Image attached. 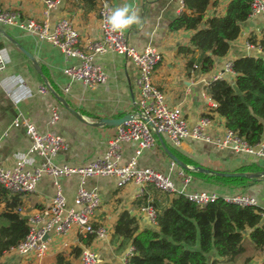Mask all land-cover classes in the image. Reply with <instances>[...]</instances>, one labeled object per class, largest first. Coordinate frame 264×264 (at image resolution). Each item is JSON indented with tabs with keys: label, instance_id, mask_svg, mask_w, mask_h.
Returning <instances> with one entry per match:
<instances>
[{
	"label": "crops",
	"instance_id": "0c3cea01",
	"mask_svg": "<svg viewBox=\"0 0 264 264\" xmlns=\"http://www.w3.org/2000/svg\"><path fill=\"white\" fill-rule=\"evenodd\" d=\"M108 1L111 9L129 3L140 16L139 24L122 33L138 53H142L146 47H152L161 55L152 81L164 95L165 103L171 107H179L183 111L189 128L197 125L201 119H207L209 124L204 129V134L211 140L223 138L227 131L225 122L215 112V103L208 100L210 96L207 85L211 77L222 72L228 62L243 56L264 59V53L258 47H248L251 36H255L257 40L262 38L264 16L252 17L242 23L239 37L231 42L227 54L216 58L212 69L202 73L199 69L202 54L196 50L190 53L180 51L189 47V40L194 31L169 30L170 23L180 13L185 12L182 0ZM230 1L209 0L204 20L214 15H224ZM0 7L17 13L23 19H42L43 5L38 0H0ZM61 18L69 20L78 32L81 49L85 50L91 43L100 39L96 0H61L57 10L50 13V23L53 24ZM203 26L202 23L200 28ZM18 46L35 58L40 72ZM0 52L6 60L5 70L0 71V165L5 169L13 168L29 148L30 140L23 129L12 124L17 116L33 123L41 132H54L62 137L66 148L52 158L51 161L55 165L82 166L101 158L106 151L108 138L115 132V127L93 125L103 118L119 119L130 114L131 101L137 93L136 71L131 61L114 52L97 55L94 63L107 75V83L95 89L71 83L69 90L65 91L68 79L62 70L67 64L63 54L49 43L15 27L0 24ZM233 77L234 75H229L230 81ZM41 86L48 88L47 94L41 95L38 92ZM57 97L65 100L81 119L68 112ZM53 107H57L59 118L51 124L49 118ZM161 138L172 154H174L172 151H175L210 171L247 175L259 172L258 178H246L243 186L239 187L201 180L191 175L193 181L187 189L214 192L218 196L243 194L254 198L257 207L264 210V157L237 152L229 147L219 148L213 143L191 138L184 140L179 147H174L164 136ZM261 145L255 147L254 151H258ZM135 147L136 144L133 142L123 144L119 164L128 162ZM41 162V158L34 157L28 169L38 166ZM170 162L171 159L163 151L158 139L153 149L143 151L138 158L140 168H152L164 174L168 173ZM179 169L180 167L176 165L174 171ZM56 181L60 185L67 206H72L79 185L78 177H62L55 180L51 176L43 175L34 193L20 196L25 216L50 204L55 193ZM176 184L179 187L178 182ZM83 186L87 190H94L100 197L101 204L91 219V226L105 228L107 231L105 236L95 237L90 245L85 246L79 240L80 235L76 230L64 236L51 235L48 252L42 260L20 256L14 250H10L0 257V264H57L59 255L62 256L63 263L80 264L78 256L73 254L77 248L80 252L83 248L93 250L97 259L96 264H126L131 247L114 236V226L120 214L127 211L135 218L140 229L150 227L146 217L140 213V208L150 204L159 211L168 207L173 197V194L162 193L152 187H147L145 194L138 197L136 186L117 188L113 178H87ZM8 225L9 222L0 217V227ZM256 254L255 258L245 264H263L264 255L257 252ZM213 259L214 257L211 261Z\"/></svg>",
	"mask_w": 264,
	"mask_h": 264
},
{
	"label": "built area",
	"instance_id": "2783aa9c",
	"mask_svg": "<svg viewBox=\"0 0 264 264\" xmlns=\"http://www.w3.org/2000/svg\"><path fill=\"white\" fill-rule=\"evenodd\" d=\"M38 1L43 5L41 20L23 19L17 13L0 7V24L35 35L63 54L67 65L62 73L68 79L65 91L69 90L71 83H79L89 89L105 85L107 75L100 66L94 63V59L97 55L114 52L128 58L134 65L137 93L131 101L129 114L131 119L115 127V132L108 138L106 151L101 158L82 166L55 165L51 161L52 158L66 148L62 137L54 132H41L33 123L20 116L13 120V126L23 129L30 140V145L13 168L5 169L0 165V186L3 189L13 195L32 194L43 175L51 176L55 180L76 176L79 179V185L70 207L67 206L60 185L56 181L54 182L55 193L48 206L27 216L23 214L21 206L16 208L15 211L26 219L28 233L24 240L11 250L20 256L32 257L40 261L48 252V241L51 235L64 236L76 230L80 236L92 235L94 238L105 236L107 233L105 228L91 226V219L101 204L99 195L94 190H87L83 186L85 179L92 177L113 178L117 188L134 185L137 187L138 197L145 194L147 187L166 194H180L198 208H203L219 198L226 203L241 207L257 206L254 198L243 194L218 196L214 192L203 190L189 191L187 188L193 181L191 174L181 168L174 171L176 164L172 161L166 174L152 168H140L138 158L143 151L156 146V134L164 136L174 147H179L184 140L191 138L213 143L219 148L229 147L237 152L242 151L262 157H264V150L261 145L255 152V147L248 146L229 130L223 138L211 140L204 134V129L209 124L207 119H201L197 125L189 128L183 111L179 107L168 106L164 95L152 81L153 73L161 60L159 52L152 47H146L142 53H138L128 43L123 33L112 32L108 29L105 23L106 16L111 10L108 0H96L100 39L91 43L85 50L80 48L79 34L69 20L61 18L53 24L50 23V13L57 10L61 0ZM257 16H264V0H252L250 4L248 19ZM250 46L253 45L248 44V47ZM5 68L6 60L0 52V71ZM194 68L197 67L194 66ZM229 75H234L232 62H228L222 72L213 75L210 82L230 81ZM38 92L45 95L48 88L41 86ZM208 100L210 101L211 98L209 97ZM58 118L59 111L57 107H53L49 122L54 124ZM131 142L136 144L133 155L127 163L121 165L119 161L122 146ZM34 157L41 158L42 162L28 169ZM140 213L146 217L152 227L156 226L157 211L152 205L142 206ZM261 216L264 217V210ZM131 254L132 248L129 256ZM78 260L80 264L97 263L94 251L89 248L81 250Z\"/></svg>",
	"mask_w": 264,
	"mask_h": 264
},
{
	"label": "trees",
	"instance_id": "16d2710c",
	"mask_svg": "<svg viewBox=\"0 0 264 264\" xmlns=\"http://www.w3.org/2000/svg\"><path fill=\"white\" fill-rule=\"evenodd\" d=\"M251 2L231 0L224 15L204 20L209 0H182L185 12L170 23L169 30L194 31L189 47L180 51H199L202 54L199 69L207 73L215 59L225 56L231 42L239 37L241 24L249 17ZM202 23L204 26L200 28ZM249 44L264 53V34L260 40L251 36ZM232 71V81L217 80L207 85V92L216 105L215 112L224 119L227 130L250 147L263 143L264 150V59L237 58L232 62ZM172 152L184 164L199 167ZM188 173L201 180L232 187L243 186L246 182V178ZM20 206V196L10 194L0 186V217L9 222L7 227H0V257L15 248L28 233L26 219L15 211ZM261 212L257 206L241 207L221 198L198 208L182 195L173 194L170 205L157 211L156 226L140 229L135 218L123 211L114 226V236L132 248L126 264H223L234 261L244 251L246 238L253 243L257 253L264 255V217ZM93 238L92 235L79 236L85 246L90 245ZM212 253L215 257L209 262L208 256ZM73 254L79 256L80 249H75ZM62 260L61 255L57 256V264H68Z\"/></svg>",
	"mask_w": 264,
	"mask_h": 264
},
{
	"label": "water",
	"instance_id": "95a60500",
	"mask_svg": "<svg viewBox=\"0 0 264 264\" xmlns=\"http://www.w3.org/2000/svg\"><path fill=\"white\" fill-rule=\"evenodd\" d=\"M14 44H16V42H14ZM18 47L22 51V53L30 60V62H32V64L37 69V71L40 72L39 71L38 64H37L35 58L31 54L27 53L21 46H18ZM58 100L64 106V108H66V110L68 112H70L73 116L81 119V117L77 114V112L73 108H71L65 102V100H63L62 98H58ZM130 119H131V116H129V115H126V116H124L122 118H119V119L103 118V119H100L99 122L97 124H94L93 126H95V127H103V126L117 127V126L123 124L125 121H128ZM156 137H157L158 141L160 142V145L162 146L163 151L167 154V156L171 159V161L174 162L181 169H184V170H187V171L201 172V173L210 174V175H214L215 174L217 176L227 177V178H241V177H245V178H258L260 176V175H255V174L254 175H247V174H243V173H234V172H213V171H210V170L205 169L203 167H189L186 164H184L182 161H180L174 154H172L166 148L165 144L162 141L161 136H159L158 134H156ZM45 237H47V236H45Z\"/></svg>",
	"mask_w": 264,
	"mask_h": 264
},
{
	"label": "clouds",
	"instance_id": "9594fccd",
	"mask_svg": "<svg viewBox=\"0 0 264 264\" xmlns=\"http://www.w3.org/2000/svg\"><path fill=\"white\" fill-rule=\"evenodd\" d=\"M105 23L112 32H124L133 25L140 23V16L129 3L111 9L106 16Z\"/></svg>",
	"mask_w": 264,
	"mask_h": 264
},
{
	"label": "rangeland",
	"instance_id": "374dc122",
	"mask_svg": "<svg viewBox=\"0 0 264 264\" xmlns=\"http://www.w3.org/2000/svg\"><path fill=\"white\" fill-rule=\"evenodd\" d=\"M171 196V195H170ZM244 251L236 257V259L232 262H225L223 264H245L248 261L252 260L257 256L256 251L254 249L253 243L246 238L243 242ZM215 257V254L212 253L208 256V261H211V258Z\"/></svg>",
	"mask_w": 264,
	"mask_h": 264
}]
</instances>
